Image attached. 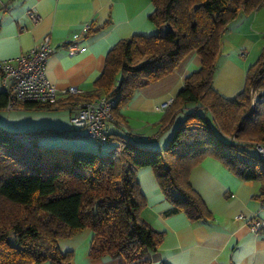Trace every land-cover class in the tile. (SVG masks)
I'll return each instance as SVG.
<instances>
[{
    "label": "trees",
    "instance_id": "1",
    "mask_svg": "<svg viewBox=\"0 0 264 264\" xmlns=\"http://www.w3.org/2000/svg\"><path fill=\"white\" fill-rule=\"evenodd\" d=\"M148 19L155 32L120 38L105 57L84 99L115 96L113 116L135 91L171 73L189 53L199 66L183 79L161 119V129L176 124L160 148L108 134L116 145L105 153L39 143L53 130L12 131L0 127V264H71L72 251H61L59 238L90 228L89 256H122L126 264H151L164 232L140 216L145 198L137 172L150 168L169 212L190 220L212 214L189 182L193 166L205 157L220 161L242 180L261 182L264 160L249 148L264 142V101L251 105V92L264 90V47L245 74L234 98L212 83L219 68L221 39L229 23L248 15L264 0H151ZM7 95L0 92V109ZM27 108H46L25 103Z\"/></svg>",
    "mask_w": 264,
    "mask_h": 264
},
{
    "label": "crops",
    "instance_id": "2",
    "mask_svg": "<svg viewBox=\"0 0 264 264\" xmlns=\"http://www.w3.org/2000/svg\"><path fill=\"white\" fill-rule=\"evenodd\" d=\"M31 8L39 14L36 22L26 13ZM153 10L151 0H0V59L28 50L49 34L54 50L45 63L46 77L59 89L74 86L79 96H86L94 90L105 57L120 38L155 32L148 19ZM69 43L78 47L74 54H69ZM262 47L264 5L229 23L221 39L213 87L226 97H236L243 90L247 69ZM199 64V56L191 52L171 73L138 88L107 122L108 134L134 138L150 147L164 146L182 113L175 116L171 126L161 129L160 121L167 109L158 110L157 106L172 100L184 77ZM64 98L61 96L56 106L46 108H1L0 127L12 131L68 130L71 110L64 106ZM65 140L76 141L73 146H87L78 138ZM114 145L115 140L105 148L109 150ZM137 179L145 198L141 218L164 232L161 244L151 254V264H264V228L254 234L247 225L253 216L264 221V198L257 196L260 181L242 180L217 159L205 157L190 170L189 182L212 218L192 221L183 212H169L171 203L150 168L139 169ZM240 214L243 217L238 218ZM92 237L93 231L85 228L59 238L57 244L61 251H72L71 264H126L122 256H89Z\"/></svg>",
    "mask_w": 264,
    "mask_h": 264
},
{
    "label": "built area",
    "instance_id": "3",
    "mask_svg": "<svg viewBox=\"0 0 264 264\" xmlns=\"http://www.w3.org/2000/svg\"><path fill=\"white\" fill-rule=\"evenodd\" d=\"M27 15L36 22L39 14L33 9L27 10ZM89 27L88 24L85 25ZM69 54H74L78 47L75 43L67 45ZM54 50L50 35L45 34L41 42L28 50L11 58L0 59V79L2 90L7 95L6 109L21 108L25 103H35L45 107L56 106L59 98L65 97L63 104L71 110L69 120L77 129H83L85 136L100 143L108 140L107 122L113 119L112 108L115 106V96L101 95L94 99L80 98V93L74 86L59 89L46 77L45 63ZM255 97L254 99H256ZM171 100L162 102L158 110L168 107ZM256 153L264 160V142H254ZM243 215H238V218ZM248 228L258 234L264 228V221L259 217L248 218Z\"/></svg>",
    "mask_w": 264,
    "mask_h": 264
},
{
    "label": "rangeland",
    "instance_id": "4",
    "mask_svg": "<svg viewBox=\"0 0 264 264\" xmlns=\"http://www.w3.org/2000/svg\"><path fill=\"white\" fill-rule=\"evenodd\" d=\"M255 97H257V98L254 99ZM259 101H264V90L251 92V105H253ZM169 105H168V107H169ZM167 108H165V109H167ZM178 117L180 119H182L183 115L180 114ZM176 121H178V120L176 119ZM67 129L68 130L53 131V133H46L45 137H43L41 140H39V143H41L42 145H55V143L56 144L58 143L60 145H64L65 147H69V148L89 149V150L97 151L100 153H105L108 151L105 148V147H107L108 142H113V140H107L106 143L105 142L100 143L94 139H91V138L85 136L83 129L78 130L71 123L69 124V127ZM68 138H75V139L78 138L79 140H84V142L87 144V146H83V147L73 146V145H76L75 143H77V142L76 141L66 142L65 139H68ZM249 149L254 153L256 152L255 148L252 146Z\"/></svg>",
    "mask_w": 264,
    "mask_h": 264
}]
</instances>
